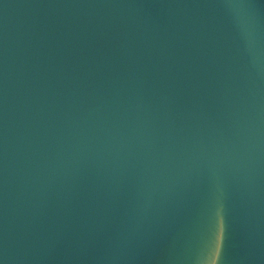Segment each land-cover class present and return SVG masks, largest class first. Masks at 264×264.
<instances>
[{
	"label": "water",
	"instance_id": "water-1",
	"mask_svg": "<svg viewBox=\"0 0 264 264\" xmlns=\"http://www.w3.org/2000/svg\"><path fill=\"white\" fill-rule=\"evenodd\" d=\"M0 264H264V0H0Z\"/></svg>",
	"mask_w": 264,
	"mask_h": 264
}]
</instances>
